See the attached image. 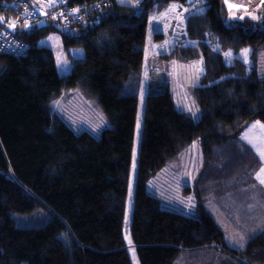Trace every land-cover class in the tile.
I'll use <instances>...</instances> for the list:
<instances>
[{
	"label": "trees",
	"instance_id": "obj_1",
	"mask_svg": "<svg viewBox=\"0 0 264 264\" xmlns=\"http://www.w3.org/2000/svg\"><path fill=\"white\" fill-rule=\"evenodd\" d=\"M107 1L101 12H90L86 31L66 33L49 22L16 29L29 42L27 56L0 54V264H132L122 227L151 0L139 2V10L115 0H70ZM205 1L224 26L225 0ZM259 3L264 13V0ZM263 17L255 22L244 17L246 31L263 30ZM50 31L61 33L72 61L62 75L53 51L39 45ZM74 47L82 57L70 55ZM71 88L82 92L84 99L77 100L86 108L84 116L91 115L88 99L103 113L106 122L102 117L97 135L85 117L75 132L70 114L56 111L58 100L69 106ZM193 92L198 122L176 109L168 86L150 80L131 246L140 264H264V188L256 180L262 161L241 138L248 122L264 123V74ZM71 138L80 142L76 154L68 152ZM194 140L202 147V161L182 189L195 205L162 208L147 184ZM210 203L217 214L207 208ZM20 220L28 227H19ZM226 225L239 238H231Z\"/></svg>",
	"mask_w": 264,
	"mask_h": 264
},
{
	"label": "rangeland",
	"instance_id": "obj_2",
	"mask_svg": "<svg viewBox=\"0 0 264 264\" xmlns=\"http://www.w3.org/2000/svg\"><path fill=\"white\" fill-rule=\"evenodd\" d=\"M259 1L225 0L229 15L226 19L223 18L222 23L225 25L221 26L220 18L210 14V4L205 0H151L147 9L144 57L141 64L142 83L135 116V132L122 227L132 264H140L136 251L131 246L130 227L137 179V162L150 80L153 79L154 84L160 87L168 86L176 109L188 113L194 122H198L201 117L193 92L195 88L210 87L231 78L258 80L264 74V25L260 32L251 33L246 31L245 23L243 24L242 21L244 17H249L255 22L264 16V13L260 12ZM115 2L118 5L130 6L139 10L138 0H115ZM52 24L50 21L49 25ZM244 30L246 33L243 32ZM39 45L49 47L53 51L60 75L70 68L72 61L63 49L61 33L50 31L45 38L40 40ZM244 49H248L246 56L243 53ZM229 52L231 55H226ZM69 53L73 58L83 55L82 50L77 47L70 48ZM66 93L73 95L69 106L58 100L54 105L56 111L64 113L63 116L65 113L70 114L68 116L69 125L75 132L81 130L80 120L85 117L88 126L95 129L89 131L97 135L99 126L103 123L102 117L105 122L106 119L103 113L101 117L94 107L95 101L87 100L91 115L85 114L88 116L86 117L84 116L86 108L77 100L82 92L78 88H71L67 89ZM52 126L55 128L56 122H53ZM241 138L255 150L263 149L264 123L248 122L242 130ZM78 145L80 142L71 138L68 152L76 154L79 149ZM201 151L200 142L194 140L178 154L176 160L170 161L160 170L155 180L152 181V178L148 182L147 191L159 196L160 207L174 208L182 203L188 210L195 205L192 194H185L183 186H190L202 161ZM80 153L81 151L78 154ZM207 208L213 214H217L212 203L207 204ZM41 212L44 213L43 210ZM35 214L39 216L38 225H43L44 219L40 221L42 214L38 209L35 210ZM17 225L28 227L24 220L18 221ZM224 228L226 231L229 229L227 225ZM228 232L231 238H239L233 230L230 229Z\"/></svg>",
	"mask_w": 264,
	"mask_h": 264
},
{
	"label": "built area",
	"instance_id": "obj_3",
	"mask_svg": "<svg viewBox=\"0 0 264 264\" xmlns=\"http://www.w3.org/2000/svg\"><path fill=\"white\" fill-rule=\"evenodd\" d=\"M98 3L84 5L73 4L70 0H0V18L4 21L0 25V54L26 57L29 42L18 36L15 30L29 31L28 27H36L41 22L47 24L52 21L66 33L88 30L90 12H101L109 5L108 2L106 5ZM5 26L14 32L6 30Z\"/></svg>",
	"mask_w": 264,
	"mask_h": 264
},
{
	"label": "crops",
	"instance_id": "obj_4",
	"mask_svg": "<svg viewBox=\"0 0 264 264\" xmlns=\"http://www.w3.org/2000/svg\"><path fill=\"white\" fill-rule=\"evenodd\" d=\"M253 150L255 151V153L258 155V157L261 159L262 161V167L260 168V170L257 172L256 174V180L257 182L264 188V183H261V180H264V171H261L262 169H264V148L261 150H255L253 148ZM228 228H232L231 226L227 225ZM235 233V232H234Z\"/></svg>",
	"mask_w": 264,
	"mask_h": 264
},
{
	"label": "water",
	"instance_id": "obj_5",
	"mask_svg": "<svg viewBox=\"0 0 264 264\" xmlns=\"http://www.w3.org/2000/svg\"><path fill=\"white\" fill-rule=\"evenodd\" d=\"M4 24V21L2 18H0V25H3ZM47 24L45 22H41L39 24H37L36 28H42L44 26H46ZM56 26V30L60 31L61 28L58 26V25H55ZM6 27V30L10 31V32H14V30L12 28H10L9 26H5Z\"/></svg>",
	"mask_w": 264,
	"mask_h": 264
},
{
	"label": "snow or ice",
	"instance_id": "obj_6",
	"mask_svg": "<svg viewBox=\"0 0 264 264\" xmlns=\"http://www.w3.org/2000/svg\"><path fill=\"white\" fill-rule=\"evenodd\" d=\"M51 6V5H50ZM230 7H233V6H231L230 5ZM241 19H243V17H241ZM253 19H255V17H253ZM26 27H27V25H25ZM243 53L245 54V56L247 55V53H248V49H244L243 50ZM226 55H228V56H230L231 55V53L229 52V53H226ZM198 71H201L202 69H197ZM261 171H264V169H262ZM261 183H264V180H261Z\"/></svg>",
	"mask_w": 264,
	"mask_h": 264
},
{
	"label": "clouds",
	"instance_id": "obj_7",
	"mask_svg": "<svg viewBox=\"0 0 264 264\" xmlns=\"http://www.w3.org/2000/svg\"><path fill=\"white\" fill-rule=\"evenodd\" d=\"M54 24V23H53ZM54 25H56V24H54Z\"/></svg>",
	"mask_w": 264,
	"mask_h": 264
},
{
	"label": "bare ground",
	"instance_id": "obj_8",
	"mask_svg": "<svg viewBox=\"0 0 264 264\" xmlns=\"http://www.w3.org/2000/svg\"><path fill=\"white\" fill-rule=\"evenodd\" d=\"M138 2H139V0H138Z\"/></svg>",
	"mask_w": 264,
	"mask_h": 264
}]
</instances>
